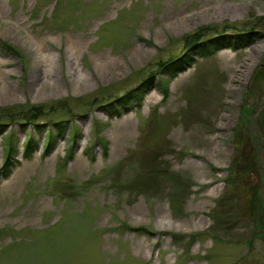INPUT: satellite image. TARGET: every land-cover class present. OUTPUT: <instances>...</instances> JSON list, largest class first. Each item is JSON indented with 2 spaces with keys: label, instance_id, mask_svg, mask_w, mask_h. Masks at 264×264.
<instances>
[{
  "label": "rangeland",
  "instance_id": "rangeland-1",
  "mask_svg": "<svg viewBox=\"0 0 264 264\" xmlns=\"http://www.w3.org/2000/svg\"><path fill=\"white\" fill-rule=\"evenodd\" d=\"M202 31L264 35V0H0V264H264V38L111 115Z\"/></svg>",
  "mask_w": 264,
  "mask_h": 264
},
{
  "label": "trees",
  "instance_id": "trees-1",
  "mask_svg": "<svg viewBox=\"0 0 264 264\" xmlns=\"http://www.w3.org/2000/svg\"><path fill=\"white\" fill-rule=\"evenodd\" d=\"M244 33V32H243ZM208 34L205 33V31H202L201 34H194L189 36L188 39H186V50L185 53H182L176 57L170 58L167 61H161L157 64V70H159L160 73L165 74L168 76L169 81L163 82V89H166L169 82L172 81V79H175L179 76L180 73L184 72L186 68L190 67L192 63L194 62L195 58H193L195 55L201 56V57H211L215 55L218 51L226 48H231L233 50H239L242 48H247L251 46L254 42L258 40H262L264 38V35L260 32H247L244 34L241 33H235V34H213L210 35V37H206ZM152 75L143 81V83L133 90V92H128L127 97L124 96L122 98H119L117 101L121 102L120 104L123 105L125 108V104L128 102H135V105H140L141 102H143L144 99V92L149 88ZM253 81L255 82H264V62L261 63V66L258 68L256 73L253 76ZM165 92V91H164ZM108 106H111L112 103L107 104ZM130 106L128 107V109ZM43 108L36 109L37 113L31 114V117H29V120L31 122L36 121L38 118L42 117L43 115ZM72 118V117H71ZM56 125L54 131H49L46 134V149L45 154H49L51 152V149H53V146L57 143L59 140L58 138H61L64 136L66 129L65 127V120H58V122L54 123ZM38 126V125H37ZM38 128H43L44 126H38ZM74 134H72V137L74 139ZM76 135V134H75ZM26 148L27 150L24 152V157L27 159L31 158V154L35 152V147L38 146V143L35 142L34 139L28 138L25 140ZM102 143L106 146L107 142L102 140ZM34 147V151H31ZM17 149L11 145L7 148V151H5V159H4V173L5 175H9L11 173L10 166L12 164H17V157H18ZM68 156V153H67ZM248 210L250 211V215L252 216L254 212L252 211V207H249ZM136 230H141L143 233H149L148 230L143 228H134ZM175 243H180L184 240L183 235L175 236L174 237ZM191 243L190 241L187 243V246L190 247Z\"/></svg>",
  "mask_w": 264,
  "mask_h": 264
},
{
  "label": "bare ground",
  "instance_id": "bare-ground-1",
  "mask_svg": "<svg viewBox=\"0 0 264 264\" xmlns=\"http://www.w3.org/2000/svg\"><path fill=\"white\" fill-rule=\"evenodd\" d=\"M260 49H261L260 47H255V48L253 49V53H254V52H259ZM249 67L252 68V64L249 65Z\"/></svg>",
  "mask_w": 264,
  "mask_h": 264
}]
</instances>
